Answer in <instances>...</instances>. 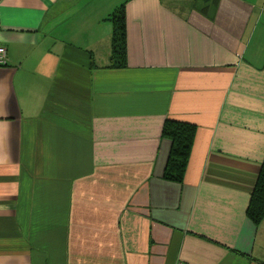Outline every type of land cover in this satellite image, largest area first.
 Listing matches in <instances>:
<instances>
[{"label": "crops", "instance_id": "crops-1", "mask_svg": "<svg viewBox=\"0 0 264 264\" xmlns=\"http://www.w3.org/2000/svg\"><path fill=\"white\" fill-rule=\"evenodd\" d=\"M0 46V264H264V0H0Z\"/></svg>", "mask_w": 264, "mask_h": 264}, {"label": "trees", "instance_id": "trees-1", "mask_svg": "<svg viewBox=\"0 0 264 264\" xmlns=\"http://www.w3.org/2000/svg\"><path fill=\"white\" fill-rule=\"evenodd\" d=\"M125 8L121 7L111 17L114 24L113 62L121 64L126 55V17ZM165 136L173 143L165 178L182 182L191 157L196 128L192 125L169 121L166 124ZM248 215L255 223L264 219V165L256 189L252 195Z\"/></svg>", "mask_w": 264, "mask_h": 264}, {"label": "built area", "instance_id": "built-area-1", "mask_svg": "<svg viewBox=\"0 0 264 264\" xmlns=\"http://www.w3.org/2000/svg\"><path fill=\"white\" fill-rule=\"evenodd\" d=\"M9 64V58H8V50L0 46V67H6ZM178 264H184V263H178Z\"/></svg>", "mask_w": 264, "mask_h": 264}]
</instances>
